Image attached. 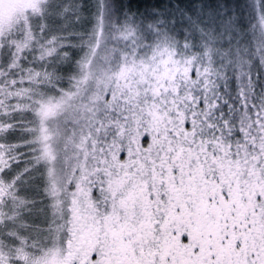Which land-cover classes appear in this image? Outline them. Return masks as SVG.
I'll return each instance as SVG.
<instances>
[{
	"label": "snow or ice",
	"instance_id": "obj_1",
	"mask_svg": "<svg viewBox=\"0 0 264 264\" xmlns=\"http://www.w3.org/2000/svg\"><path fill=\"white\" fill-rule=\"evenodd\" d=\"M0 264H264V0H0Z\"/></svg>",
	"mask_w": 264,
	"mask_h": 264
}]
</instances>
